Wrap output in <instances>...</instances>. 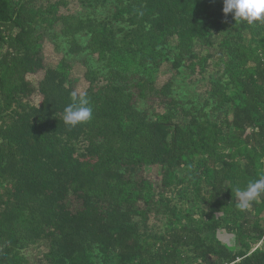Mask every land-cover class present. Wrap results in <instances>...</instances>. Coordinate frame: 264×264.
Here are the masks:
<instances>
[{
  "label": "trees",
  "instance_id": "trees-1",
  "mask_svg": "<svg viewBox=\"0 0 264 264\" xmlns=\"http://www.w3.org/2000/svg\"><path fill=\"white\" fill-rule=\"evenodd\" d=\"M81 1L85 13L58 14L63 0H0V264H264V195L236 207V189L264 177V21L226 17L223 0H115L106 17L102 2ZM56 27L70 52L108 67L86 66L83 93L44 61ZM222 29L226 62L205 102L185 109L174 77L157 84L161 67L205 72L212 55L195 47ZM73 92L93 109L76 127L63 121ZM175 199L206 207L195 217Z\"/></svg>",
  "mask_w": 264,
  "mask_h": 264
},
{
  "label": "rangeland",
  "instance_id": "rangeland-1",
  "mask_svg": "<svg viewBox=\"0 0 264 264\" xmlns=\"http://www.w3.org/2000/svg\"><path fill=\"white\" fill-rule=\"evenodd\" d=\"M31 6L34 7H45L48 4L58 2L59 0H26ZM64 3L60 4L57 8L58 14H78L85 13L89 8L88 5L82 3L81 0H63ZM100 3L97 7L96 15L98 17L109 16L112 4L115 0H98ZM228 32L227 29L218 30L214 35V43L210 47L206 48L202 45H197L195 49L200 51L204 55H212L208 59V65L205 72L201 73L199 71H192L189 67H183L179 72L175 71L171 67L170 61L163 63L160 74L158 77L157 84L160 85L165 82L168 78L174 77V94L181 100L182 106L185 109H197L208 97L211 91L210 77L212 74L221 69L227 59L226 54L219 48V42L222 40L224 35ZM46 37L44 40L43 56L44 61L48 65L53 67H59L66 72L72 78L76 79L75 88L79 93H83L88 86V82L83 77L86 70V66H96L101 69L102 72H107V66H104V61L97 58L96 54H90L87 50H83L80 53L74 54L69 51L68 37L61 34L59 28H49L46 29ZM88 36H78L79 41L85 43ZM69 64H67L66 62ZM42 76V71L30 75L33 79V84H36V79ZM31 101L38 104L41 100V94L36 92L31 96ZM142 105V101L139 102ZM182 169L180 170V172ZM146 175L152 179L155 183H159L161 176L159 174L158 168L152 167L147 172ZM176 200V199H175ZM181 208L189 207L194 204L196 215L199 216V209L201 207H206L201 205L199 202L183 199L176 200ZM150 228L154 231L161 230L165 225V218L161 214H152L149 220ZM217 236L229 245L238 244L235 234L228 233L226 229L220 228L217 231ZM251 249L253 250L257 246L261 245V241L252 243ZM37 251L28 252L29 255L35 256L34 253L42 249L43 246H37ZM30 251V250H29ZM34 264L37 263V259L33 258ZM224 262H221V264Z\"/></svg>",
  "mask_w": 264,
  "mask_h": 264
},
{
  "label": "clouds",
  "instance_id": "clouds-1",
  "mask_svg": "<svg viewBox=\"0 0 264 264\" xmlns=\"http://www.w3.org/2000/svg\"><path fill=\"white\" fill-rule=\"evenodd\" d=\"M223 13L229 14L236 22L253 24L256 21H264V0H223ZM73 103L64 109L63 121L65 125L76 127L92 118L93 109L89 106V100L85 95L78 97L72 93ZM264 195V177L249 182L244 189H236L237 204L239 211H246L252 202L257 201Z\"/></svg>",
  "mask_w": 264,
  "mask_h": 264
}]
</instances>
